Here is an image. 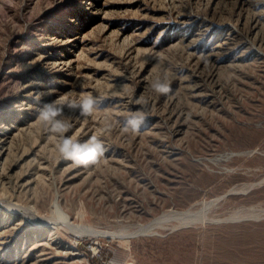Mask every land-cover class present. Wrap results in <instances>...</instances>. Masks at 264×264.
<instances>
[{
    "label": "rangeland",
    "instance_id": "1",
    "mask_svg": "<svg viewBox=\"0 0 264 264\" xmlns=\"http://www.w3.org/2000/svg\"><path fill=\"white\" fill-rule=\"evenodd\" d=\"M89 94L69 135L106 152L75 165L37 114ZM211 199L203 224L127 237ZM263 210L264 0H0V264H264Z\"/></svg>",
    "mask_w": 264,
    "mask_h": 264
},
{
    "label": "clouds",
    "instance_id": "2",
    "mask_svg": "<svg viewBox=\"0 0 264 264\" xmlns=\"http://www.w3.org/2000/svg\"><path fill=\"white\" fill-rule=\"evenodd\" d=\"M150 88L158 94L167 95L171 91L167 75L155 78ZM102 101L91 94L78 100H65L63 98L45 103L37 114V119L44 130L57 139L56 148L60 156L75 165H88L97 162L105 155L106 148L103 141L96 135L87 140L80 141L69 135L73 125L65 119L66 110H72L81 116H91L97 111ZM145 116L142 111L129 115L121 122L123 131L138 132Z\"/></svg>",
    "mask_w": 264,
    "mask_h": 264
},
{
    "label": "bare ground",
    "instance_id": "3",
    "mask_svg": "<svg viewBox=\"0 0 264 264\" xmlns=\"http://www.w3.org/2000/svg\"><path fill=\"white\" fill-rule=\"evenodd\" d=\"M212 203H213V200L211 202H205L202 205L203 207L201 209H198L197 211H195L192 208L185 209V210H169L168 209L169 211H165L162 215H160L158 217L156 216L155 219H153L152 221H150V222H148L146 224H140L139 223L140 225L136 226L133 231L127 233V237L138 236L140 234H145L146 235V234H149V233H153V232H155V230H156V228L158 226H162L163 227V225H165L167 222H174V223H176L175 225H177V226L178 225L179 226L180 225L188 226V225H192V224H196V223H202L203 224L208 219L207 210L211 206ZM237 214H238V212H237ZM247 214H248V212H247ZM51 217L53 218V219L51 218L53 220V224L56 223L57 227L60 228V226H62L67 231L75 230V231H79V232H81L83 234L84 233H86V234L89 233L91 235L101 236V237L105 236V235H111V234L113 235V234H115L113 232H109V231H106V230L96 229V228L92 227L91 225H85V223H82V222L81 223L80 222L79 223L71 222L68 219V216L60 208H56L53 211V216H51ZM256 217H258V216H256ZM175 229H176V227H175ZM175 229H173V230H175ZM75 231H72L70 233H72V234H74L76 236H82L81 233L75 232ZM119 236H121V234Z\"/></svg>",
    "mask_w": 264,
    "mask_h": 264
},
{
    "label": "water",
    "instance_id": "4",
    "mask_svg": "<svg viewBox=\"0 0 264 264\" xmlns=\"http://www.w3.org/2000/svg\"><path fill=\"white\" fill-rule=\"evenodd\" d=\"M130 264H134V263H130Z\"/></svg>",
    "mask_w": 264,
    "mask_h": 264
}]
</instances>
